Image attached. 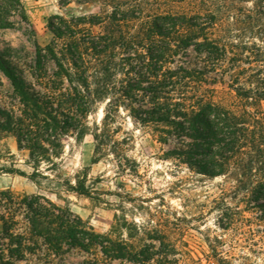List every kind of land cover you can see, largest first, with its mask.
Instances as JSON below:
<instances>
[{
	"label": "rangeland",
	"instance_id": "rangeland-1",
	"mask_svg": "<svg viewBox=\"0 0 264 264\" xmlns=\"http://www.w3.org/2000/svg\"><path fill=\"white\" fill-rule=\"evenodd\" d=\"M115 1L123 10L141 9L144 14L115 24L107 17L111 8L99 0H73L65 6L59 0H0V58L44 100L65 94L70 88L65 78L54 75L57 68L49 56L41 66L36 64V44L45 47L55 42L61 49L72 40L67 35L55 36L49 26L50 19L59 21L54 16L87 18L74 25L76 40L86 38L87 33H112L142 45L145 15H198L195 20L201 30L193 31L204 35V52L193 46L179 49L169 67L198 71L197 84L221 104L241 103L237 93L243 89L264 91V0ZM90 16L96 20L94 24L87 22ZM121 53L124 50L116 48L105 54L102 64L95 61L97 67L109 68L112 73L98 72L99 77L108 79L100 80L91 69V88L119 86L124 78L118 68ZM254 107L264 110V99H258ZM27 114L26 106L0 71V190L44 195L59 206L70 207L96 232L123 237L129 233L141 237L164 234L175 248L168 259L176 258L178 264H264V219L248 210L238 213L245 209L238 182L228 176L209 177L174 159H165L163 153L172 143H159L149 127L133 119L117 102L115 94L92 100L82 118V132L70 131L62 138L60 156L54 166H39L47 177L38 178V182L4 170L13 167L27 175L33 171L28 150L19 148L12 133L2 128L9 118H25ZM95 133L99 135L97 141ZM101 140L98 152L96 144ZM76 178L84 182L88 194L67 188L66 183L75 185ZM226 207L234 213L235 221L223 228L219 216ZM87 257L76 248L61 255L41 248L16 264H82ZM109 264L132 263L115 260Z\"/></svg>",
	"mask_w": 264,
	"mask_h": 264
},
{
	"label": "trees",
	"instance_id": "trees-1",
	"mask_svg": "<svg viewBox=\"0 0 264 264\" xmlns=\"http://www.w3.org/2000/svg\"><path fill=\"white\" fill-rule=\"evenodd\" d=\"M71 1L59 0V4L65 6ZM99 1L111 8L107 17L115 24L144 14L141 9L123 10L115 0ZM22 17L26 18L24 13ZM97 18L100 20L101 16ZM144 18L147 27L142 45L112 33L105 36L87 33L86 38L76 40L74 25L86 22V17L66 20L54 16L58 22L50 19L49 26L57 38L72 37L61 49H57L55 42L45 47L36 44V64L41 66L49 56L57 68L54 75L65 78L70 87L67 93L57 97L43 100L0 58V71L28 110L25 118H9L7 126L2 128L12 133L19 148L28 150L33 164L28 175L13 167L4 170L27 176L34 182L46 178L39 166L42 163L54 166L61 153L62 138L70 131L82 132V118L92 100L113 93L133 119L149 127L159 143H172L163 153L165 159H174L209 177L234 178L245 206L238 213L248 210L256 218L264 219V110L254 107L258 99H264V91L243 89L237 93L241 103L236 106L215 101L213 94L197 84L198 71L168 65L179 49L193 46L204 52V35L193 31V28L201 30L196 21L199 16L167 12ZM95 21L88 17V23ZM138 46L142 51L137 50ZM116 48L124 50L118 64L124 78L118 87L91 88L88 79L91 69L96 70V79L108 80L99 77L98 72H106L108 76L112 72L97 65ZM98 136L94 134L96 141ZM102 144V140L96 144V151L99 152ZM66 186L88 194L80 178L75 179V185L67 182ZM219 220L227 228L235 221V215L226 207ZM0 222V264H16L41 248L54 255L79 249L88 256L82 264H109L115 260L132 264L172 261L178 264L176 258L168 259L169 254H175V248L166 235L146 233V237H141L129 233L123 237L96 232L70 207L59 206L39 193L0 190Z\"/></svg>",
	"mask_w": 264,
	"mask_h": 264
}]
</instances>
